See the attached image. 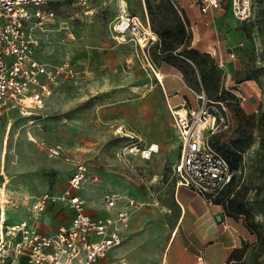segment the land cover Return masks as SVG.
<instances>
[{
	"label": "rangeland",
	"instance_id": "1",
	"mask_svg": "<svg viewBox=\"0 0 264 264\" xmlns=\"http://www.w3.org/2000/svg\"><path fill=\"white\" fill-rule=\"evenodd\" d=\"M64 1L54 5L57 18L49 25L50 29L44 32L37 29L40 45L36 56L48 65L69 56L77 72L74 77L61 78L52 84L53 94L35 113L27 115L12 108L1 119L0 214L6 216L8 223L36 220L43 230H56L70 218V206L59 197L68 185L73 165L51 155L34 141L45 140L84 160L90 173L98 176L96 184L88 181L79 190L89 210L105 212L104 195L108 191L139 200L140 207L134 210L130 230L121 245L129 249L124 253L128 264H167L166 246L180 213L173 176L179 141L172 132L160 80L161 65L166 62L157 46L159 38L150 45L148 54L160 70V78L138 52L134 41L127 39L120 43L113 36V23L123 8L144 17V0H90L88 5L69 0L74 1L73 6ZM174 1L189 18L192 42L201 40L202 50L215 51L212 55L217 59L223 85L240 99L247 112L264 109V0H253V14L244 21L226 10L203 15L197 0ZM68 31L75 33L74 42L68 40ZM252 66L260 69L259 80L236 83L235 79ZM187 91L178 102L185 100L186 107L202 103L196 91ZM206 105L212 113L224 116L219 121L226 124L210 134V139L221 134L224 141L233 133V114L227 106L223 107L224 113L213 102L207 100ZM151 142L159 144V151L151 159L128 152L133 144L143 148ZM236 174L242 182L252 180L250 196L254 185L264 182V155L258 136L245 152L243 166ZM45 192L51 200L44 211L36 212L33 202ZM184 192L187 194L189 190ZM193 204L199 212L208 209L200 197ZM225 216L226 223L232 226L234 246L223 248L222 242H215L208 249L209 259L228 264L226 259L232 249L248 245L243 255L245 262L264 264V240L258 239L241 218ZM257 219L262 220L261 214L258 213ZM186 226L184 221L182 235ZM176 233L177 228L173 234ZM191 236L199 240L197 232ZM179 241L174 243L171 256ZM121 252L118 247L113 253Z\"/></svg>",
	"mask_w": 264,
	"mask_h": 264
},
{
	"label": "built area",
	"instance_id": "2",
	"mask_svg": "<svg viewBox=\"0 0 264 264\" xmlns=\"http://www.w3.org/2000/svg\"><path fill=\"white\" fill-rule=\"evenodd\" d=\"M60 1L0 0V121L11 108L20 109L27 115L35 113L53 94L52 84L61 78L75 76L76 66L69 56L52 65L36 56L40 45L36 31L50 29L49 25L57 18L54 5ZM89 1L80 0V4L88 5ZM197 2L203 15L217 9L226 10L244 21L253 14V0ZM71 4L73 6L74 1ZM113 30L118 42L134 41L138 52L141 51L148 66L156 73L148 53L157 35L147 13L143 18L123 8L113 23ZM66 34L69 41L76 40L74 32ZM195 94L202 103L186 107L185 100L172 103L165 93L172 132L179 141V155L173 166L174 183L178 188L194 191L211 205L231 180L234 171L210 140V134L226 126L224 121H219L224 120V116L208 110L204 92ZM34 141L51 155L62 157L73 165L68 185L59 197L72 209V217L69 224L60 225L52 232H43L27 220L8 223L1 213L0 264H127L124 257L110 256V253L123 241V231L129 226L133 208L138 205L136 199L108 191L104 195V203L111 213L100 216L88 212L79 190L88 181L96 184L98 176L90 173L84 160L63 152L60 145L45 140ZM158 151L157 142L143 148L133 144L128 150L147 160ZM50 200L48 192L41 194L33 202V209L44 211ZM206 262L205 251L201 250L196 255V264Z\"/></svg>",
	"mask_w": 264,
	"mask_h": 264
},
{
	"label": "trees",
	"instance_id": "3",
	"mask_svg": "<svg viewBox=\"0 0 264 264\" xmlns=\"http://www.w3.org/2000/svg\"><path fill=\"white\" fill-rule=\"evenodd\" d=\"M71 4L72 1L65 0ZM64 1V2H65ZM144 17L148 15L152 30L158 36L157 46L161 59L177 68L183 75L187 85L194 91L204 92L206 99L224 111L227 106L233 114V133L221 141V134L211 138L229 162L234 174L231 180L221 189L214 199L215 204H221L224 214L229 217L241 218L245 226L258 239L264 240V182L255 184L253 195H248L252 180H240L236 171L244 163V154L252 145L256 136L260 139V149L264 155V109L258 112H247L240 99L223 85L221 75L217 71V59L207 49L200 48L201 40L193 43L189 30V18L182 12L174 0H144ZM150 14V16H149ZM264 57V55H263ZM260 69L252 66L239 75L236 83L246 80H259ZM261 214L262 220L257 219ZM232 249L227 256L228 264H257L256 261L245 262L243 255L246 247Z\"/></svg>",
	"mask_w": 264,
	"mask_h": 264
},
{
	"label": "crops",
	"instance_id": "4",
	"mask_svg": "<svg viewBox=\"0 0 264 264\" xmlns=\"http://www.w3.org/2000/svg\"><path fill=\"white\" fill-rule=\"evenodd\" d=\"M210 52L215 53V51L214 52L210 51ZM161 73L163 77L160 80H161V83L163 84L164 95L166 93L169 96L170 100L174 99L176 101L174 103H179L178 99L182 97L181 95H187L188 94L187 90L188 89L191 90L190 87L185 82V79L183 78L182 73L177 68L167 63L161 65ZM248 81L250 80H246L244 82H248ZM15 109L18 110L17 108ZM170 125H171V120H170ZM174 186H175V196L180 205V213L177 218V226H175V229L177 228V233L175 235L173 234L175 230L174 229L172 232L173 235L171 234L170 236V239L166 246L164 260L167 261V264H196L195 256L201 250H204L206 254V259H207L206 264H219L220 262H222L221 264H225V262L221 261L220 259L210 260L208 257L209 256L208 249L215 242H222L223 245L221 247L223 248L234 246L233 242H235V238L232 235V232L230 229L232 226L226 223L228 221V218L224 214L223 206L221 204H216L215 205L216 207L214 208L213 206L215 203L211 205H208L206 203L208 205V209H205L204 211L199 212L197 207L193 204V202L198 197L200 198L202 197L196 194L194 191L187 189L185 187H179V188L176 187L175 183H174ZM184 189L189 190V193L186 194V192H184ZM202 200L204 201L203 198ZM136 201L138 202V205L134 207L132 210L129 226L125 228L123 231V240L125 239V237L127 236L130 230L133 215L135 212L134 210L140 207L139 200H136ZM154 205L159 207L160 204L155 203ZM87 210L88 212H91L93 214L100 215V216L108 215L109 213H111V210H108V209H105V212H95V211L89 210L88 208ZM70 211H71L70 218L64 221L61 225L69 224L71 217H72L71 208H70ZM218 216L220 217V220H218L217 218ZM20 220H25V219H20ZM20 220H17V221H20ZM27 221L30 224L37 226L43 232L55 231V230H43L40 226V223L37 222L36 220L30 221L27 219ZM184 221H187V226L185 229L186 230L185 235H182L181 226H183ZM207 221H209L208 226L206 224ZM195 232H197V234L199 235V240L195 239L194 237L192 238L191 235ZM212 234L215 236L213 237ZM178 239H180L179 247L174 252V255L171 256V251L174 246V243ZM121 245L122 243L116 247V248L121 247V250H122L121 254L113 253L114 250L116 249L115 248L111 251L110 256L124 257L127 260L124 253L125 252L128 253L129 249ZM185 259H188V262H186ZM127 264H128V261H127Z\"/></svg>",
	"mask_w": 264,
	"mask_h": 264
},
{
	"label": "bare ground",
	"instance_id": "5",
	"mask_svg": "<svg viewBox=\"0 0 264 264\" xmlns=\"http://www.w3.org/2000/svg\"><path fill=\"white\" fill-rule=\"evenodd\" d=\"M155 71H156V75L158 76V72L160 71V70H157V69H155ZM159 77V76H158ZM160 78V77H159ZM161 79V78H160Z\"/></svg>",
	"mask_w": 264,
	"mask_h": 264
}]
</instances>
